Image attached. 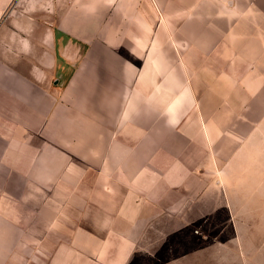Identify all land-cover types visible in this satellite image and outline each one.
<instances>
[{
  "label": "crops",
  "instance_id": "1",
  "mask_svg": "<svg viewBox=\"0 0 264 264\" xmlns=\"http://www.w3.org/2000/svg\"><path fill=\"white\" fill-rule=\"evenodd\" d=\"M0 264H264V0H0Z\"/></svg>",
  "mask_w": 264,
  "mask_h": 264
}]
</instances>
